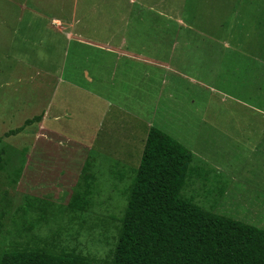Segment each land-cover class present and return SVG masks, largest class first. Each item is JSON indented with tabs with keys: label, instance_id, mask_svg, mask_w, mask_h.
Segmentation results:
<instances>
[{
	"label": "rangeland",
	"instance_id": "rangeland-1",
	"mask_svg": "<svg viewBox=\"0 0 264 264\" xmlns=\"http://www.w3.org/2000/svg\"><path fill=\"white\" fill-rule=\"evenodd\" d=\"M151 126L193 153L202 206L264 229V0H0L7 241L29 199L66 206L96 152L138 168ZM106 170L79 238L101 259L125 204Z\"/></svg>",
	"mask_w": 264,
	"mask_h": 264
},
{
	"label": "trees",
	"instance_id": "trees-1",
	"mask_svg": "<svg viewBox=\"0 0 264 264\" xmlns=\"http://www.w3.org/2000/svg\"><path fill=\"white\" fill-rule=\"evenodd\" d=\"M104 159L96 152L85 162L65 207L29 199L11 241L5 220L13 222L14 216L0 190V264H264V229L216 213L215 205L202 206L195 157L169 133L150 127L138 168ZM95 162H102L99 169ZM107 163L114 179L124 185L126 205L120 216L109 218L111 223H102L115 233L113 248L101 259L85 252L79 238L96 228L84 217L92 209L98 177L107 172ZM4 164L0 153V172ZM51 221L58 227L50 237H27L36 225L44 228ZM22 226L27 227L26 236ZM103 230L106 235L107 228Z\"/></svg>",
	"mask_w": 264,
	"mask_h": 264
},
{
	"label": "clouds",
	"instance_id": "clouds-1",
	"mask_svg": "<svg viewBox=\"0 0 264 264\" xmlns=\"http://www.w3.org/2000/svg\"><path fill=\"white\" fill-rule=\"evenodd\" d=\"M143 154V153H142Z\"/></svg>",
	"mask_w": 264,
	"mask_h": 264
}]
</instances>
